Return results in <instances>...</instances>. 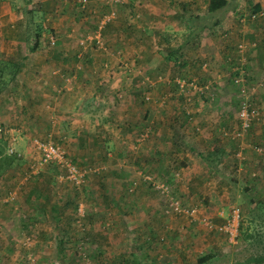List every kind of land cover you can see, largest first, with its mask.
<instances>
[{"label":"rangeland","instance_id":"rangeland-1","mask_svg":"<svg viewBox=\"0 0 264 264\" xmlns=\"http://www.w3.org/2000/svg\"><path fill=\"white\" fill-rule=\"evenodd\" d=\"M173 1L164 6L160 0H11L12 12L22 16L16 40L33 45L32 39L27 40L25 10L29 8L47 30L35 52L33 46L23 45L32 56L28 61H37L39 70L62 61L66 71L74 72L64 76L83 77L77 71L85 67V84L76 86L80 99L87 100L86 111L72 126L64 118L66 113L59 117L52 110L59 117L56 122L47 103L40 102L37 109L46 107L40 112L50 129L27 134L23 126L0 124L8 129L3 137L0 132V150L19 157L0 177V264H133L134 257L144 259L143 250L150 246L158 251L167 243L168 254L174 252L169 237H188L195 231L194 238L202 242L186 245L184 255L180 254L185 264H198L206 256L210 258L204 264H254L248 258L264 250V205L258 203L264 199V159L256 151L260 147L264 153L260 141L264 131L256 133L257 127L264 129V101L258 99L264 90V85L259 86L264 64H258L262 72L247 81L230 80L239 68L249 74L244 58L260 40H235L231 55L239 53L241 60L230 56L229 67L214 70L203 49L214 33L212 27L215 30L223 20L228 32L221 28L218 38L232 39L235 35L229 30L234 32V24L248 32L260 29L263 35L264 7L252 20L257 0H227L223 9L212 14L206 11V0H197L193 12L188 10L192 16L179 18L177 3L187 0ZM111 10L113 18L98 29L102 15ZM155 13L164 17L158 19ZM65 23L68 31L74 30V42L56 47ZM94 32L100 34L99 42ZM241 42L247 46L240 53ZM176 46L193 53L196 64L174 66L171 55L179 63L185 60L184 50ZM61 51L65 60L58 59ZM54 71L59 74L58 68ZM94 92L97 98L90 97ZM244 97L259 108L262 118L243 136L233 138L229 132L239 127ZM182 109L191 114L186 122ZM175 117L179 121L174 122ZM34 139H49L62 147L66 161L84 172L81 182L67 179L65 166L57 162L31 167L39 157ZM185 154L192 158L190 174ZM40 171L43 176L36 175ZM162 182L168 183L170 194L184 209L193 212L164 211L165 200L155 187ZM66 198L59 219L52 218L50 204L59 201L62 206ZM151 209L154 218L148 216ZM234 211L238 228L231 241L205 226L206 221L223 224ZM151 218L159 220L155 237L148 230L153 227L147 224ZM254 232L261 235L257 244L246 237Z\"/></svg>","mask_w":264,"mask_h":264},{"label":"crops","instance_id":"crops-1","mask_svg":"<svg viewBox=\"0 0 264 264\" xmlns=\"http://www.w3.org/2000/svg\"><path fill=\"white\" fill-rule=\"evenodd\" d=\"M160 1H162L164 6H167L171 3H175L173 0H160ZM197 2H198L197 0H187L177 3V6H179V11L176 13L177 16L179 18H181L182 16L186 18L187 16H190L191 12L188 10L191 9V11L193 12V9L195 8V5L193 4H196ZM206 2L208 3V0H206ZM256 3L259 4L260 7L262 8L264 7V0H257ZM223 8L224 7H222V9ZM206 11H208L207 6H206ZM208 13L210 12L208 11ZM155 14H159L157 15L158 19L164 17L162 13L161 14L155 13ZM229 14L230 16H232L231 13ZM21 18H22L21 15L12 12L11 0H0V124L8 126L9 128L10 127L17 128L23 126L22 129L26 128V131H28L27 134L28 133L32 134L33 131L35 132L39 129H41V131L50 129L51 126L49 128L47 126L49 125V123L44 121L45 124H43L42 116H44L45 114H42L40 112V110L42 109L46 110V107L43 106L41 109L40 108L37 109V106L39 105L40 102L43 104L47 103V107L50 109L49 110L50 116H52L53 119L56 120V122H59V117L62 116L61 112L66 113V115H64V118H69L70 119L69 124H71L72 126V124H75L76 122L80 121L78 115L79 116L81 114L83 115V112L86 111L84 110L85 109L84 101L87 100V98L84 99V101L80 99V97L78 96V91H79L78 86H76L78 83L85 84L87 78L85 67L84 68L81 67L82 69L76 67L78 69H81L78 70L77 73H79L80 71V74H83V77L80 76L76 77L74 75L64 76V75H68V73L62 67L63 66L61 64L62 61H60L59 64H54L55 67H53V65L49 66V64L47 63L46 66L42 65V67H40L39 70L36 64L38 62L33 59L31 61H28L32 56L27 55V51L23 50V45L28 46L30 48L31 46L30 43L26 45L25 44L22 45L21 41L15 39L14 33L19 31V26L17 25V23ZM70 21L71 19L69 18L68 22ZM231 23L232 21H230V24ZM216 27L218 28H216L215 30H214L215 27L214 26L212 27L213 30L212 32L214 33L212 34V37L207 41V45L203 48L205 55L211 58L210 62H213L215 64V66H213L212 68L213 70L216 68L229 67V65L231 64L229 63V59L230 56L233 57L231 53L233 54L234 47L232 46L235 40L255 37L256 39L260 40V45H258L255 50L251 51L252 54L245 55L244 58L246 59L245 67L249 71V77L255 76L258 73L262 72L261 71L262 66L258 67V64L260 65L262 63L264 64V34L263 35L261 34L260 29L257 30L251 29L250 32H248V31H244L243 29H238L236 27V24H234L233 27L234 32H232L231 30L229 31L230 33H233V35L235 36L230 40H225L224 38H222V36H220V38L224 40L223 42H221L222 40L217 37V33H219L221 28L224 29L225 32L227 31L226 20L221 21V23L219 25H216ZM61 29L63 30L64 33L59 35L57 34L59 38L56 42V47L58 46L62 47L69 43L72 44L74 42L73 37L76 36L74 30L68 31V23H65V26L61 25ZM178 30L176 32H178ZM45 32H47V30ZM225 32L223 34H225ZM41 40L42 39L40 37V41ZM176 47L182 48L184 50V47H179V46ZM29 48L27 49L29 50ZM38 48L35 47L34 49L37 50ZM34 49H31V51L35 52ZM184 54L189 58V60L193 64H196V58L193 53L184 50ZM236 55H237L236 57H233L234 60L239 59V53L238 54L236 53ZM23 56H25L26 58H23ZM57 56L58 59H64L65 52L61 51ZM24 59H26L25 60L26 62H24ZM239 60H241V58ZM46 62H50V61L49 60L47 61L46 59ZM233 64L234 63L232 62V65ZM104 65H106V63ZM75 66L76 65H73L72 67L75 68ZM54 68L59 69V74L53 73L56 72L54 71ZM159 68H161V66H159ZM91 69L92 68H90V70ZM60 70L63 71L60 72ZM217 71H222V70H217ZM73 76L74 78H72ZM62 96L64 99H62ZM95 96L96 95L94 92L91 94L90 97L93 98ZM258 99L264 101V90L259 94ZM261 104L262 106H264V102H262ZM52 110L54 111L55 114H58L59 117L53 116ZM49 111L47 109L48 114ZM62 121L65 122L66 120H62ZM261 121L263 123L264 118L261 119ZM77 127L78 126H73L71 127V129L72 128L78 129ZM10 130H14V129L12 128ZM256 130H259L256 131V133L259 135L261 134L262 131H264V129H259L258 127ZM260 141L264 142L263 135L261 136ZM78 145L80 146V143ZM185 156L187 158L186 163L188 164L187 174H190L191 171L194 170L193 169L194 167L192 166V158L189 157V154H185ZM184 169H187V166ZM194 174L195 173L191 174V176H193ZM150 213L151 214H148V216L154 218L153 209L150 210ZM148 223H150V225L153 226L150 229L148 227V230L151 231V234L153 235L152 237H155L156 234L155 229L158 230L159 228V220L152 221L151 218L149 221H147V224ZM195 234H197L196 231L189 232L188 237L185 235L169 237L168 243L170 244V248L175 249L174 252H171L169 254L167 252V243L166 245H164V249L162 250L159 249L158 251L151 249V246L147 247V249L143 250L144 251L143 253H145L144 259H140L138 261L136 260L137 258L134 257L133 258L134 263L148 264L149 262V264H176V263L185 264V261L183 260V257L180 256V254L184 255L182 251L184 250V248L187 247L186 245L193 243L195 240L196 241L193 244H197L199 241L202 242V239H200V237L194 238ZM135 241L133 240V242ZM163 253L165 254L164 255L165 259L164 261H161L162 260L161 258L163 257L162 255ZM133 254L134 255L136 254L135 247L133 250Z\"/></svg>","mask_w":264,"mask_h":264},{"label":"built area","instance_id":"built-area-1","mask_svg":"<svg viewBox=\"0 0 264 264\" xmlns=\"http://www.w3.org/2000/svg\"><path fill=\"white\" fill-rule=\"evenodd\" d=\"M110 1H121V0H110ZM114 11H108L104 13L100 19V25L98 29H100L104 24H106L108 21H110L113 18ZM259 16V13H252L250 14V19H255L256 17ZM99 33L94 32L93 33V38L97 39V42H99ZM51 44L55 43V40L51 37ZM82 43V42H81ZM254 43L252 44V46ZM246 44L241 42L238 44V51L241 53L246 50ZM238 70V69H237ZM241 79H235V82H239ZM193 87H195V84L191 83ZM264 85V78L263 80L260 81L259 86ZM201 89V88H200ZM260 110L259 108L255 105L252 104V102L247 101V99L244 97L241 101V105L239 107L238 111V119H239V127L235 129L233 132H229L230 135L233 138H238L240 136H243L248 129L250 128L251 124L255 122V120H260L261 117ZM4 128V129H3ZM3 129V131H2ZM1 135H4L8 132V129L5 127L0 128ZM225 130H223V134H225ZM34 148L35 150L39 153V157L37 158V162L35 165H32L31 167H36V166H44L50 162H57L60 165L65 166V175L66 178L75 182L76 184L81 182L82 177L84 175V172H80L79 169H77L73 164H71L69 161L67 162L65 159V150L60 147L58 144L52 142L49 139H44V140H39V139H34ZM256 151L260 154L263 155L264 159V153L262 152V149L260 147H256ZM155 187L159 189L160 193L162 194L164 200H165V205L164 211L170 212L171 213H181L184 212L186 214L192 213L193 210L190 209H184L181 206L180 201L170 194L169 186L168 183L162 182V183H156ZM237 219H238V214L236 211L231 215L230 219L225 220L223 224L221 225H215L212 224L209 221L205 222V226H209L211 229H216L219 230L220 232H223L227 238L231 241L233 237L237 236Z\"/></svg>","mask_w":264,"mask_h":264},{"label":"trees","instance_id":"trees-1","mask_svg":"<svg viewBox=\"0 0 264 264\" xmlns=\"http://www.w3.org/2000/svg\"><path fill=\"white\" fill-rule=\"evenodd\" d=\"M226 4H227V0H208L207 10L209 12H214V11L226 6ZM259 10H260L259 4L255 3L253 5V12H257ZM25 13H28V18H27L28 19L27 20V31H28L27 40L30 41L32 39V41H33V45L32 46L33 47L30 46V48L32 47V49H34L35 47H37V45H38V43L40 41V37H41L42 32L44 31V29H43L44 27L42 26V23L40 22L41 20L38 21V20L35 19L34 9L29 8V9L25 10ZM94 27H96V26L94 25ZM31 30H32V33L30 32ZM171 56H172L171 58L173 59V62H174V66L176 64H179L182 67L187 66V65L188 66L193 65V63L189 60V58L185 56L184 52L182 53V58H184L185 60L183 62H180V63L178 62L177 57H173V55H171ZM179 56H180V54H179ZM65 59H66V57H64V60ZM180 60H182V59H180ZM66 72L68 73V75L73 74L72 70H67ZM237 72L240 75L238 73H233L232 77H230V80L235 82V79L240 77V78H243L244 80L247 81V79L250 78L249 74H246L245 71L240 69V68L238 69ZM240 84H242V82ZM178 86H179V84H178ZM180 99H182L181 96H180ZM181 112H183V116H182L183 122H186L189 118H191V114L188 113V111H185L184 109H182ZM173 121L177 122V121H179V118L175 117ZM181 123H182V121H181ZM1 137H3V135H1ZM81 141L82 142H80V143L84 142L82 139H81ZM16 156H17L16 154L12 155L11 153H7V152H4L3 150H0V177L8 169H10L11 167L15 166V164L19 161V157L18 156L16 157ZM104 157H106L105 154H104ZM41 173H42V171L38 172L36 175L37 176L38 175L39 176L40 175L43 176V174H41ZM48 178L50 179V175H48ZM51 179H52V176H51ZM61 201H62V206L60 205L59 201H56L55 203L50 204V215H51L52 218H54L56 220L59 219L58 217L61 216L60 214L63 213V207L65 205L64 201L67 202V198L64 199V200H61ZM260 202H262L261 204L264 205V201L263 200L262 201L260 200L258 203H260ZM248 236L252 238V240L254 241V244L259 243L260 237H261L260 234L254 232V234H247L246 235V237H248ZM254 247H256V245H254ZM209 258L210 257H208V256L203 257L202 259H200L198 261V264L206 263V260L209 259ZM248 260H249L250 263H254V264H259V263L264 262V250L262 252L256 250L254 255H252V257H249Z\"/></svg>","mask_w":264,"mask_h":264}]
</instances>
